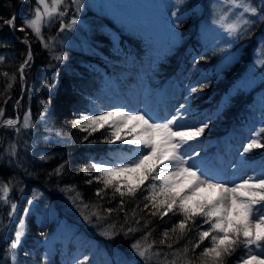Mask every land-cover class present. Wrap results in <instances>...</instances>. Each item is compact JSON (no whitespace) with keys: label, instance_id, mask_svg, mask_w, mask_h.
Wrapping results in <instances>:
<instances>
[{"label":"trees","instance_id":"obj_1","mask_svg":"<svg viewBox=\"0 0 264 264\" xmlns=\"http://www.w3.org/2000/svg\"><path fill=\"white\" fill-rule=\"evenodd\" d=\"M210 2L204 0L202 7L197 8L196 1L190 0L176 7L173 29L176 43L158 55L156 87L182 85L188 109H197L192 114L207 115L203 121L208 124L203 133L205 138L228 141L235 130L249 126L253 114L258 116L256 130L264 127V22L256 18L255 26L246 35L236 37L227 51L215 47L214 42L209 47L200 34L209 17ZM251 3L258 8L262 5L261 0ZM34 7L35 0H0V17L15 16V29L0 20V56L5 58L0 62V109L4 110L0 117V188L7 184L10 189L8 202L0 199V264H80L85 256L89 258L85 264H115L119 259L143 264L130 245L145 233L150 235L142 243L155 242L153 251L162 253L151 264H170L175 258L173 253L182 252L185 246L189 252L175 258L176 264H185V260L200 264L197 258L205 247H211V240L205 239L194 251L189 242H197L199 231L208 230L203 218L197 217L195 224L189 225L191 230L177 240L179 230L173 233L171 229L183 217L173 213L163 218L152 216L151 205L144 208L149 203L144 197L150 189L142 186L134 198L127 195L122 198L113 188L104 189L102 180L95 179L99 173L91 165L116 148L105 142L110 129L89 135L74 126V121L83 122L94 91L120 79L118 72L108 65L120 56L113 55L112 49H119L123 56L136 59L138 64L144 57L140 39L124 33L122 26L105 13L78 10L72 0H64L60 6V11L66 10L64 16L57 15L43 25L41 37L27 27L24 31L16 30L24 27ZM73 18L82 20L70 29L60 30L61 20L67 24ZM29 50L32 58L23 69L22 79L20 65ZM26 113L33 125L30 129L22 127ZM7 119L18 123L7 127L4 123ZM11 145H15V155L11 154ZM238 156L248 161L255 158L264 161V148ZM208 160L209 157L202 162ZM98 189H103L99 196ZM13 203L17 205L15 211L11 209ZM108 208L113 209L110 215L105 211ZM93 212L104 219L98 221ZM125 214L128 222L138 228L128 236L124 234L128 227ZM134 219L140 220V225H135ZM21 220L20 244L9 253L8 245ZM111 225H115L110 230L116 235L109 239L101 233ZM166 230L171 239L162 245L160 240ZM49 236H53V254L45 249ZM168 243L172 244L171 249ZM73 251H80L79 256L73 258ZM244 252L243 245L238 246L226 258V264H236Z\"/></svg>","mask_w":264,"mask_h":264},{"label":"snow or ice","instance_id":"obj_2","mask_svg":"<svg viewBox=\"0 0 264 264\" xmlns=\"http://www.w3.org/2000/svg\"><path fill=\"white\" fill-rule=\"evenodd\" d=\"M63 3L64 0H51V4L48 0H35L33 15L25 19L24 27L16 30L24 31L27 27L38 38L41 37L44 24L51 22L57 15L61 17L65 15L66 10L60 11ZM72 3H77V0H72ZM230 14L235 17V20L226 23L230 19ZM256 18L264 22V0L259 8L249 3L248 0H221L220 14L214 22L229 36L239 38L255 26ZM0 20L15 29V16L8 19L0 17ZM76 23L75 18L67 24L61 20L60 30L70 29ZM45 46H48L47 43ZM31 58L32 54L29 50L24 63L20 65L22 79L23 69ZM4 59L0 56V62ZM192 91L195 92L196 89ZM186 109L187 105L181 104L171 118L158 122L150 113L140 110L125 111L122 107H117L113 111H104L100 115H83V122L74 121V126L79 127L81 131L89 132V135L108 128L110 133L105 138L106 143L119 141L134 146L129 149V155H121L115 162H108L109 164L114 163V166H108L104 161L92 163V168L99 173L95 179L97 182L102 180L104 189L113 188L122 198L125 195L134 198L142 186L150 189L149 195L144 197L149 202L144 205V208L148 209L150 204L153 209L152 216L159 215L163 218L173 213L183 217L171 229L173 233L179 230L180 235L176 237L177 240L191 230L189 225L195 224L197 217L203 218L204 224L209 225L208 230H200L199 240L195 243L189 242L194 251L205 239L210 238L211 247H205L200 257L197 258L200 264H226V258L232 256L240 245H243L245 252L238 258L236 264H264V173L237 183L209 175L195 162H190L191 155L187 148L191 141L202 136L208 124L201 122V126H196L181 123L186 115V111L183 110ZM3 111L0 109V117L3 116ZM4 123L7 127H14L18 121L7 119ZM22 127L24 129L33 127L30 114H25ZM16 131L19 133L20 129L16 128ZM262 133H264V127L251 134L249 142L242 146L241 156L254 149L264 148V143H261ZM10 150L12 155L16 154L15 145H11ZM196 155L198 156L199 153ZM56 171L59 172L60 169ZM91 182L88 181V183ZM146 182L150 183L146 184ZM178 187L179 190H177ZM0 190L3 192V197L0 199L7 203L9 186L5 184ZM102 191L103 189H98L96 195L99 196ZM200 193H205V195L200 196ZM29 203L31 204L32 201ZM123 205L124 200L122 199L121 210H123ZM16 207L14 203L11 205L13 211ZM85 207L88 206L85 205ZM105 211L110 215L113 209L108 208ZM11 215L12 212H9V216ZM92 215L96 216L98 221L104 219L98 212H93ZM133 217H135V211H133ZM85 219L91 222L88 217ZM125 223L128 224L125 236L138 230L128 222L127 214H125ZM134 223L140 225V220L134 219ZM144 226H147V222ZM114 227L115 225H111L101 234L111 239L116 235L110 230ZM22 235L23 220L17 228L14 239L8 245L9 253L20 244ZM149 235L150 233H145L140 240L130 245L143 264H151L154 259L159 260L162 254L160 251H153L155 242L142 243V241H147ZM163 237L160 240L162 245L171 239L168 230L163 233ZM167 247L171 249L172 244L168 243ZM188 252L189 248L185 246L182 252L176 250L173 256L180 258L186 256ZM175 258L170 264H176ZM88 259L85 256L80 264H85ZM165 261L167 262L166 255ZM115 264H135V262L119 259L115 261ZM185 264H191V262L185 260Z\"/></svg>","mask_w":264,"mask_h":264},{"label":"rangeland","instance_id":"obj_3","mask_svg":"<svg viewBox=\"0 0 264 264\" xmlns=\"http://www.w3.org/2000/svg\"><path fill=\"white\" fill-rule=\"evenodd\" d=\"M186 1L190 0H77L76 8L78 10L91 9L105 13L122 26L124 33L133 34L139 38L141 48L144 51L143 59L139 60L137 64L136 59L131 57L127 59L119 49H112L113 55L120 54V56L119 59L108 63V65L118 72L120 79L94 91L90 109L83 115H100L104 111H113L117 107H122L125 111L140 110L150 113L159 122L171 118L181 104L188 105L186 90L177 83L166 88L164 97L159 92L157 94L155 92L157 89L155 87L157 82L155 72L158 71L155 62L165 48L176 43V36L174 35L173 38V29L177 19L176 7ZM195 1L196 7L201 8L204 0ZM248 2L251 3V0ZM220 5L221 0H211L209 17L202 28L200 38L209 47L210 43L214 42L212 44L215 47L219 46L224 52L233 45L236 37L229 36L222 27L214 22L219 17ZM76 20L80 22L82 19ZM233 20L235 17L230 14V19L226 23H231ZM212 37L215 38L212 39ZM115 40L116 35H114V42ZM180 81L185 82L186 78H180ZM168 90L173 91L169 94L166 92ZM183 111H186L185 119L181 121L183 124L201 126V122L207 119V115L204 114L194 116L192 113H196L197 109L192 108L190 110L187 106V109ZM253 116L249 126L239 128L238 131L235 130L232 138L228 141L205 138L203 134L197 140L191 141L187 148L191 155L190 162H195L209 175L226 181L239 183L249 177L260 176L261 173H264V161L262 159L255 158L248 161L238 156L243 150L242 146L249 142L251 134L257 129L258 116L255 114ZM109 145H115L116 148L110 150L105 158L93 161V163L104 161L108 166H114V163L109 164L108 162H115L121 155H129V149L134 147L119 141ZM212 146L214 148L209 153ZM224 152L226 153L224 154ZM196 153L199 155L197 156ZM205 153L207 155L200 158ZM207 157L209 160L202 162ZM198 159L202 160L198 161ZM199 195L203 196L205 193ZM52 240L53 236H49L45 240V249L48 254H53L55 250ZM79 254L80 251H73V258L78 257Z\"/></svg>","mask_w":264,"mask_h":264},{"label":"bare ground","instance_id":"obj_4","mask_svg":"<svg viewBox=\"0 0 264 264\" xmlns=\"http://www.w3.org/2000/svg\"><path fill=\"white\" fill-rule=\"evenodd\" d=\"M173 105H175V104H173Z\"/></svg>","mask_w":264,"mask_h":264}]
</instances>
